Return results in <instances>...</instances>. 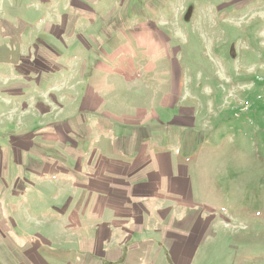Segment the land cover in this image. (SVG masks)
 <instances>
[{"label":"rangeland","instance_id":"374dc122","mask_svg":"<svg viewBox=\"0 0 264 264\" xmlns=\"http://www.w3.org/2000/svg\"><path fill=\"white\" fill-rule=\"evenodd\" d=\"M151 156L158 264H264V0H0V264L83 263Z\"/></svg>","mask_w":264,"mask_h":264},{"label":"crops","instance_id":"0c3cea01","mask_svg":"<svg viewBox=\"0 0 264 264\" xmlns=\"http://www.w3.org/2000/svg\"><path fill=\"white\" fill-rule=\"evenodd\" d=\"M153 161L155 162V167H145L148 162L151 163ZM145 165L143 167H123L130 180L127 181L128 184L131 183V185L136 188V192L142 195V199L140 201H138V199L134 200V202L125 199L123 204H133L131 208H122L121 211L115 207H107L106 211L103 212V215L96 212L98 217L92 219L94 223L93 225H100L99 220L103 221L107 219V216H109L110 219H114V221L111 220L106 223L102 222L100 225L102 227L100 228L91 227V243L84 244V246L81 247V251L85 253L84 258L86 260L83 263L77 261V264L136 263L132 258H141L140 264H158V253L161 251L158 246V159H154L151 156L146 160ZM119 195L123 196V194ZM114 199L116 201L112 202L120 201L117 196L114 197ZM138 202L144 204V207H136L135 203ZM107 204H110V201H107ZM57 215H59V218L63 216L62 214ZM69 215L70 220L74 221V225L79 226L80 219L78 213L75 212ZM52 217L54 219L57 218L56 215H53ZM52 217H43V219L50 220ZM64 217H67L66 212L64 213ZM125 220L126 222L128 221V223L124 222L122 224V222H120V224H116L118 221ZM137 221H140L139 231L134 229ZM2 224L3 223H1V225ZM14 224L17 226L15 219ZM66 229L67 228H65V230ZM1 232H5L3 228H0V234ZM137 235L140 236V238H137ZM25 236H27V234H25ZM112 236H114L113 239ZM136 238L138 239L137 242L131 243ZM14 249L16 252L22 251L27 254H34V252L38 250L37 248L34 249V246H25L24 248L21 247V249L14 247ZM25 261H28L27 258L23 260L22 255L18 254L17 258L12 262L27 264L28 262L26 263ZM36 264H40V262L36 261Z\"/></svg>","mask_w":264,"mask_h":264}]
</instances>
